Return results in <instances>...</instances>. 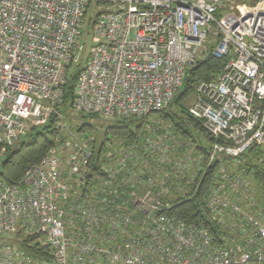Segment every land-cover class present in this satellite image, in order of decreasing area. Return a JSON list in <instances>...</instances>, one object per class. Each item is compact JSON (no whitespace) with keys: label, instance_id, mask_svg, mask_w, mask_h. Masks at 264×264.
I'll return each instance as SVG.
<instances>
[{"label":"built area","instance_id":"2783aa9c","mask_svg":"<svg viewBox=\"0 0 264 264\" xmlns=\"http://www.w3.org/2000/svg\"><path fill=\"white\" fill-rule=\"evenodd\" d=\"M93 1L106 11L84 33ZM221 4L0 0V154L30 125L58 119L43 160L16 184L0 182V242L21 233L48 257L3 243L0 264H264V212L252 197L240 204V180L223 177L210 192V213L229 233L216 242L167 212L172 174L198 168L200 155L165 166L166 151H148L154 165L108 151L104 176L88 180L94 151L81 127L61 122L64 87L78 65L67 113L128 120L165 110L186 71L211 54L226 59L222 73L198 84L187 109L214 139L207 164L264 147V0L217 18Z\"/></svg>","mask_w":264,"mask_h":264},{"label":"trees","instance_id":"16d2710c","mask_svg":"<svg viewBox=\"0 0 264 264\" xmlns=\"http://www.w3.org/2000/svg\"><path fill=\"white\" fill-rule=\"evenodd\" d=\"M257 1L258 0H239V2H242L243 4H253ZM223 13V9L220 8L216 13V17H221ZM225 62V58L216 59L211 56V54L207 55L204 59L199 60L193 67L186 71L182 87L175 95L171 103L174 101L177 105H180L178 103L179 98L183 99L195 94V90L199 83L216 79L222 73ZM78 72L79 65L71 72L67 83L65 84L64 100L60 108L62 114H66L70 109L74 98V87ZM182 113L186 117V120L191 122L195 128L199 130L201 129L199 122L192 119L187 114V110ZM154 114L159 116L163 115V117H166V119H169L170 121L172 120V118H170V116L167 115L164 110ZM57 120V117L52 115L48 121L49 126L45 127L44 134H37L32 137L28 143H23L21 145H17V147L6 149L4 151L7 154V158L0 167V182H4L8 185L16 184L23 177L24 172L30 165H37L43 160L48 150L53 145L55 137L57 136V130L55 129V122ZM134 120L135 119L133 118L128 120L116 119V124L110 127L107 131H109L114 137H124L132 141L136 139L139 133V129H136L135 132H133L128 127V123H131ZM174 128L178 135H181L184 138L189 137V134L180 124H175ZM81 129L84 130V127H81ZM208 140L211 144L214 142V139L210 137H208ZM104 146L105 145H102L99 151H94L93 153L92 159L89 163L90 174L88 175V180H91L93 176H96L97 178L103 177L104 173H102V167L110 164V158L107 157L108 151H105ZM198 150L199 151H197V154L202 157L201 165L203 167L201 166L200 170L197 172L198 176L195 178V185H193L191 193L183 194L184 192H182V188H180L175 183L172 185L169 181V185L171 186L170 192L173 198H171L169 202L170 209L167 212L171 217L188 225L204 228L211 234L216 242H220V237L226 236L229 238L228 226L220 225L215 219H213L208 208L210 192L213 187L221 184L222 181H224V178L231 181H247L249 184L248 187L250 193L249 191L244 193L243 191H245V188H240V193L238 192V196L242 197V202L244 201L243 203L240 202V204L246 206L250 201L248 197H252L254 209L264 212V161L262 160L264 147L254 146L246 153L235 159L220 158L222 161H220V159H216L208 166V151L205 149ZM149 152H140V155H143V160H146L144 156ZM154 152L158 153V151ZM172 152L174 151H171L170 153ZM157 155H159V153ZM186 155L191 154H184L181 157V160ZM171 158L174 159L172 156ZM147 161L150 162L151 165L156 163V161L153 162L152 160ZM231 166H233L235 171H229ZM196 169L198 168H193V170ZM184 179L181 181L184 182ZM175 181L177 183L178 180ZM250 188L253 193L251 192ZM179 191H181L180 194L182 196L178 194ZM18 239L22 240L20 241ZM31 242L32 240L30 238L24 239L22 234L18 233L12 239H8L6 242H0V244H16L19 248L33 257H48L47 253L41 252L35 246H29Z\"/></svg>","mask_w":264,"mask_h":264},{"label":"rangeland","instance_id":"374dc122","mask_svg":"<svg viewBox=\"0 0 264 264\" xmlns=\"http://www.w3.org/2000/svg\"><path fill=\"white\" fill-rule=\"evenodd\" d=\"M262 0H258L253 4H243L239 0H222L221 9L225 13H238L240 9H243V6L246 8H251L258 5ZM241 9V10H242ZM106 6H100L96 1H93L90 7L87 10L86 14V29L84 33L88 31V25H91L94 21L96 15L100 12H105ZM85 55L89 53L90 42H86ZM195 94L178 100L180 105H177L174 101L169 105L164 111L167 115L172 118V122L163 115L159 116L156 114L147 115L145 118H137L133 122L128 123V127L135 132L136 129H139V133L134 140H128L124 137H114L109 131V128L116 124V119H105L102 117H93L84 116L80 113H66L61 114V122H67L68 126L74 132L78 131L80 127H84V137L88 140V143L91 149L95 152L99 151L102 145H105V151H113L116 155L120 152L124 153V157L128 158V162L132 161L129 154L140 155L141 151H161L168 152V160L165 162V166L174 165L175 162L181 160L179 154H188L194 153V151H199L198 149H205L211 151L212 144L208 140V133L205 131L203 126L200 124L201 129L199 130L193 126L191 122L186 120V117L182 112H185L195 101ZM180 124L185 131L189 134L188 138H184L181 135H178L174 125ZM48 121L44 125H30L27 135H23L20 138L18 145L23 143H28L32 137L37 134H44L45 127H48ZM211 138V137H210ZM17 147V146H16ZM176 153L177 156L174 159H170L169 155ZM179 151V152H177ZM181 151V152H180ZM190 151V152H189ZM194 155V154H193ZM7 154L4 152L0 154V167L1 164L6 160ZM208 159V158H207ZM220 159V158H219ZM222 159V158H221ZM220 159V161H222ZM208 165V164H207ZM233 165V164H232ZM200 164L198 169L193 170V168L186 170L184 175L177 176L172 175L170 181L172 184L178 185L182 188L183 194L191 193L193 185H195V178L198 176L197 172L200 170ZM203 167V166H202ZM229 171H235L233 166ZM165 175V174H164ZM185 178V179H184ZM184 179V182L181 181ZM175 180H178L177 183ZM245 190L249 191L248 182H242ZM251 190V188H250ZM253 193V191L251 190ZM250 193V191H249ZM182 196V195H181ZM185 196V195H183ZM256 196V195H255Z\"/></svg>","mask_w":264,"mask_h":264},{"label":"crops","instance_id":"0c3cea01","mask_svg":"<svg viewBox=\"0 0 264 264\" xmlns=\"http://www.w3.org/2000/svg\"><path fill=\"white\" fill-rule=\"evenodd\" d=\"M170 152H171V151H170ZM177 152H179V151H177ZM180 152H181V151H180ZM189 152H190V151H189ZM197 153H198L197 151H194V153H191V152H190L191 155L194 154L193 156L198 155ZM171 154H172L171 156L174 157V158L177 156L176 153H171ZM183 155H184V154H183ZM183 155H182V154H179V157H182ZM144 157H145L146 159L149 160V157L147 156V154H146ZM150 161H151V160H150ZM140 166H142V165H140Z\"/></svg>","mask_w":264,"mask_h":264}]
</instances>
